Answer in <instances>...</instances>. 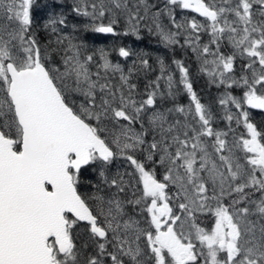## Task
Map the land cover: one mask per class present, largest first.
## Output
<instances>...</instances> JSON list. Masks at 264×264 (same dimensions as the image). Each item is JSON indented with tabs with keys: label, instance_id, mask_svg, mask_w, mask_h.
I'll use <instances>...</instances> for the list:
<instances>
[{
	"label": "snow or ice",
	"instance_id": "obj_1",
	"mask_svg": "<svg viewBox=\"0 0 264 264\" xmlns=\"http://www.w3.org/2000/svg\"><path fill=\"white\" fill-rule=\"evenodd\" d=\"M36 3L0 0V264H264V0H73L84 31L190 51L215 108L181 60L141 89L148 59L64 13L42 39Z\"/></svg>",
	"mask_w": 264,
	"mask_h": 264
},
{
	"label": "rangeland",
	"instance_id": "obj_2",
	"mask_svg": "<svg viewBox=\"0 0 264 264\" xmlns=\"http://www.w3.org/2000/svg\"><path fill=\"white\" fill-rule=\"evenodd\" d=\"M71 5L73 4V0H70ZM68 5L66 0H37L36 6L34 8V19L37 25H40V35H44L45 33L42 30V25L50 18V16L52 14H60L61 12H63L65 10V7ZM72 12V11H71ZM188 15H195V14H191L189 13ZM78 18V17H77ZM165 23H167V20L165 19ZM70 30V24L69 27L66 28L64 31L65 33H68ZM118 31L122 33L123 28L118 27ZM104 34L98 35L96 36L97 41L95 44H92V42L94 41L93 39H91V42H88L86 45L88 46V48L90 50H98L100 48H104L106 50H108L111 55H110V59L114 62V63H120L122 67H124L125 69L129 68V67H133V61L136 62L135 66L137 68L140 67L139 65V59L143 58V59H148L149 63L150 60L149 58L152 56L151 53L156 57H157V65L155 66L157 69V72L154 71L155 76L152 78L154 79L157 75H159V61L163 60L165 65H171L172 69H175V65L172 64V61L178 60V58L175 55H178L182 58H184V63L188 66L189 71H190V78H192V76L194 75V78H199L201 76V74L198 71V62L196 61L195 57L193 56V54L189 51V52H185L183 50H181L179 47L175 48V50H172L170 48L165 47L160 40L158 39V37L155 34L149 33V31L146 28H142L140 33H139V39L137 38L136 35H123V34H119L116 36H113V39L111 41L107 40L105 43H101L100 40H105L103 36ZM107 38V37H106ZM149 38V41H148ZM110 39V38H109ZM120 40H127L128 45L126 46L127 48H129L132 52H133V56L130 57L128 60H124L122 58H120L117 55V59L114 60L113 59V53L111 52V50H109V45L107 44L109 42V44L111 45L113 41L117 42ZM46 42V41H45ZM151 42V43H149ZM94 43V42H93ZM150 49V51H148ZM155 50H157V53L155 54ZM175 54V55H174ZM155 57V58H156ZM190 65V67H189ZM192 68V69H191ZM193 71V75L191 76V72ZM143 75H144V71H140ZM148 74H151V70L148 71ZM175 76L177 78V80L179 79V74L175 73ZM147 79L149 80L148 77L144 78V83L141 81V79L138 80V82H140V87L141 89H143L144 84L147 82ZM205 81L206 78L204 77ZM205 87L203 90H201L200 92H197L198 97L200 98L201 102L206 104V105H212L213 108L217 107V105H215L214 101L215 98L212 100V98L210 96H213L214 93L216 94V96L218 95V90H210L213 86L209 85L207 82H205ZM202 93V94H200ZM180 94V92H179ZM178 94V95H179ZM180 97V96H176V99ZM210 98L209 99V103L207 102H203L202 98ZM186 98H188V96L186 95ZM190 101L188 98V101L185 102L183 104V106H187L189 105ZM253 111V116H252V120L254 123L258 124V125H264V113H261L259 111L256 110H252ZM223 126V125H221ZM123 162L122 161H116V163L113 166V169L115 170V168H121V170H123ZM87 174L92 175V173L87 172ZM87 176L83 174V177L81 176V185L88 188L90 187V182L92 181L90 178H88L87 180V184L82 181V179L86 178ZM93 181H95V179H93ZM83 186V187H84ZM85 187L83 189H85Z\"/></svg>",
	"mask_w": 264,
	"mask_h": 264
},
{
	"label": "trees",
	"instance_id": "obj_3",
	"mask_svg": "<svg viewBox=\"0 0 264 264\" xmlns=\"http://www.w3.org/2000/svg\"><path fill=\"white\" fill-rule=\"evenodd\" d=\"M67 1V3H68V5L65 7V10L63 11V12H61V13H64V14H66L67 15V19H68V22H69V24H70V30H69V32L71 31V25L72 24H78V25H80L81 26V31L79 32V39L81 40V41H83L84 43H88V42H91V39H93L94 41V43L92 42V44H95L96 43V41H97V39L98 38H96V36H98V35H101V34H95V33H92V32H90V31H84L83 30V28H82V24H83V18H81V17H76L72 12H71V8H72V5H71V2H70V0H66ZM59 15V14H58ZM120 28H124V26H123V24H121L120 26H119ZM105 38V40H100V42L101 43H105L107 40H109V41H111L112 39H113V36L112 35H103ZM41 37H42V39L45 37L44 35L42 36L41 35ZM110 38V39H109ZM139 39V38H138ZM148 41H149V38H148ZM149 43H151V42H149ZM109 46V50H111V52L113 53V59L114 60H116L117 59V54H116V49H118L119 47H121V46H123V47H126L127 45H128V42H127V40H120V41H117V42H115V41H113L112 42V44L110 45L109 44V42L107 43ZM148 51H150V49L148 50ZM150 53H151V51H150ZM157 53V50H155V54ZM151 57L149 58V60H150V65H151V74H147V77L149 78V79H152L154 76H155V73H154V71H156L157 72V69H156V65H157V63H156V59H157V57H156V55L154 56L152 53H151ZM175 55V54H174ZM177 58H178V60H181V61H184V58H182V57H180V56H178V55H175ZM156 57V58H155ZM189 67H190V65H189ZM192 69V68H191ZM193 73V71L191 72V76L193 75L192 74ZM138 77H139V79H141V81L144 83V78H146L145 77V74L143 75L141 72H139L138 73ZM148 80V79H147ZM191 81H192V83H193V88H194V90L195 91H198V92H200L201 90H203L204 89V87H205V82H207V81H205V79H204V77L201 75L199 78H194V75L192 76V78H191ZM140 83V82H139ZM210 90H218V89H216L215 87H212ZM219 91V90H218ZM200 94H202V93H200ZM177 96H180V97H178L176 100H175V103H177V104H179V105H183L185 102H187L188 101V98H186V94L183 92V91H180V94L179 95H177ZM211 98H212V100L214 99V97H216V94L214 93V95L213 96H210ZM209 99L210 98H202V101L203 102H207V103H209ZM167 106H172V101H168L167 102ZM87 172H90V173H92V175H89V174H87ZM83 174H84V177H85V175L87 176L86 178H84V179H82V181H84L86 184H87V180H88V178H90L92 181H93V179H97V177H96V173L94 172V171H92V170H88V171H84L83 172ZM82 177H83V175H82ZM83 186H84V184H83ZM82 185H81V190H83V188L85 187H83ZM86 188V187H85Z\"/></svg>",
	"mask_w": 264,
	"mask_h": 264
}]
</instances>
